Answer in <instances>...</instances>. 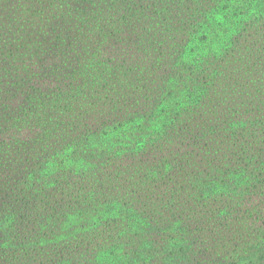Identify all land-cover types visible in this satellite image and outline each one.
Instances as JSON below:
<instances>
[{"label": "trees", "instance_id": "obj_1", "mask_svg": "<svg viewBox=\"0 0 264 264\" xmlns=\"http://www.w3.org/2000/svg\"><path fill=\"white\" fill-rule=\"evenodd\" d=\"M49 1L52 16L85 25L75 33L84 80L38 78L40 92L0 96V148L42 140L29 178L1 182L0 264H264L260 205L245 222L251 246L229 259L203 250L231 236L233 192L264 197V160L259 177L192 162L225 130L242 153L264 139V0ZM228 95L245 110L199 130L197 105ZM187 177L211 210L177 200Z\"/></svg>", "mask_w": 264, "mask_h": 264}, {"label": "rangeland", "instance_id": "obj_2", "mask_svg": "<svg viewBox=\"0 0 264 264\" xmlns=\"http://www.w3.org/2000/svg\"><path fill=\"white\" fill-rule=\"evenodd\" d=\"M49 6H51L49 0H0V24L3 20L6 25L0 26V32L3 33L0 36V96L2 94L5 96L7 93L24 92L28 90L29 86H32V91L40 92L42 90L39 91L38 86L42 87L43 85L39 83L38 78L51 79L55 86L60 84V81L63 82L62 85L70 83L69 87L84 80L78 56L84 43L75 37V33L82 32L81 26L85 25L73 26L65 23V19L59 15L52 16ZM85 32H89V30H85ZM34 80L37 81L33 83ZM231 96H225V101L221 103L208 105L200 103L197 105H204L203 110L205 118H207L206 121H201L202 123L198 122L202 124L198 128L199 130H204L208 122L216 124L215 121H212L216 118H221L217 120L220 124L225 117L235 114V110H239V112L245 110V107L240 103L241 99L236 100ZM37 97L34 96V98ZM78 113L79 110L73 111L74 116ZM8 119L9 117L2 112L0 105V123L4 124ZM24 119L30 121V117L27 115ZM228 121L231 122V120ZM16 122L14 121L15 125ZM10 123H13V120ZM232 137L227 130L223 131L220 136H216L208 144L211 146V152L202 151L192 160L195 164L193 167L197 169L221 167L223 171L231 167H249L251 172L255 168L261 167L259 162L264 160V139L260 138L258 146L249 145V147L254 146L256 150L242 153L233 146ZM35 140L36 143L34 140H30L31 142L25 145L8 143L0 148V164L3 169L7 170L1 173L0 198L4 197L7 192L10 193L8 187L1 183L3 179L15 180L18 178L23 181V175H26L27 179L29 178L28 164L35 163L30 153L33 147H39L42 143L41 139L36 138ZM208 145L203 144L204 147ZM253 155L254 157H248ZM253 173L257 177L262 175L260 169ZM181 182L183 186L178 190L181 192L182 198L177 200H184L188 208H195L197 212L202 207L205 208L204 210H211L209 200L197 192L193 180L187 177V180ZM261 191L264 193V187ZM232 194L231 199L228 200L230 203H227V198L214 197L212 199L215 202L226 201L227 212L232 214L231 219L233 220L231 225L222 232L224 234L225 231H229L231 236L225 238L222 243L217 245L210 239L204 241L203 250L212 258H231L238 253L235 246L241 249L243 242H247V245L251 246V238L257 235V232H252L253 228L245 222L256 218L259 214L255 205L263 206L264 209V197L255 195L243 197V195H234V192ZM236 202H241V204L237 205ZM232 207L237 208L234 211L236 213L233 212ZM3 238L4 235L0 232V247L3 244ZM234 252L235 254H233Z\"/></svg>", "mask_w": 264, "mask_h": 264}]
</instances>
